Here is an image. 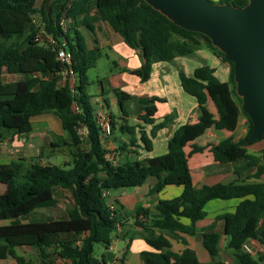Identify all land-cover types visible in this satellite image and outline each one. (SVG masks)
<instances>
[{"label":"trees","instance_id":"16d2710c","mask_svg":"<svg viewBox=\"0 0 264 264\" xmlns=\"http://www.w3.org/2000/svg\"><path fill=\"white\" fill-rule=\"evenodd\" d=\"M45 1L38 6L37 0H0V75L5 72L22 77L0 82V142L7 132L31 133L32 118L53 114L68 134V142L52 144L53 147L66 146L74 151L71 162L63 167L40 163L41 154L28 165L23 160L0 164V184L5 186L0 194V260L11 258L15 264H57L59 260L68 264H107L105 256H94V246L101 243L107 251L121 220L106 194L141 187L148 178H154L149 195L159 194L169 186L179 187L181 192L172 199L158 200L152 209L136 208L134 224L151 248L140 253L142 264H200L187 241L197 237L212 258L219 255V242L225 237L226 248L233 251L239 264H259L260 258L244 254L241 246L249 239L264 246L258 237L264 227V147L257 153L250 152L253 145L264 142V136L248 141L252 123L236 95L232 63L206 36L176 26L143 0H133L128 5L125 0H54L48 11ZM209 1L233 7H243L248 2ZM62 20L66 21L64 28ZM97 22L107 23L127 47L139 50L142 65L129 73L142 83L149 80L153 64L169 63L202 48L228 66L227 82L216 78L214 69L206 64L191 76L180 69L178 76L182 89L201 104L206 98L212 100L219 115L218 127L233 132L239 119H245L244 137H230L211 148L215 162L237 164L236 180L200 189L193 186L184 147L216 124L207 114L197 123L178 127L163 155L118 164L108 158L111 153L102 144L96 108L86 92L87 72L95 67L99 52L87 48L80 31L82 27L94 31ZM47 36L55 40L56 47L47 44ZM62 42L71 54L74 85L60 83L65 65L56 60L55 51ZM114 93L125 115L121 94ZM161 101L158 97L140 98L142 113L136 118L137 124L123 118L118 122L110 116V135L118 132L128 137L116 152L128 151L137 142L151 151L152 139L171 120L165 118L155 124V103ZM143 124L152 126L149 133L143 130ZM82 127L87 130L85 147L78 134ZM58 189L69 191L71 206L57 218L37 217L38 212L58 206ZM214 200L238 203L233 212L215 219L222 222L221 233L215 230V223L198 231L196 224L207 217L205 206ZM5 221L9 223L3 224ZM171 240L181 243L183 249L174 250ZM18 248L35 249L37 262L18 255Z\"/></svg>","mask_w":264,"mask_h":264},{"label":"crops","instance_id":"0c3cea01","mask_svg":"<svg viewBox=\"0 0 264 264\" xmlns=\"http://www.w3.org/2000/svg\"><path fill=\"white\" fill-rule=\"evenodd\" d=\"M80 31L83 34L88 49H97L99 55L100 50L107 49L116 57V60H113V71L111 70L110 75L103 79L105 80V82H100V93L101 95L105 93V89L103 87L105 84L107 86V89L113 91L117 102V97L114 91H118L121 94L125 115L121 113L118 102V109L114 114L104 113L102 111V108L104 105H107V101L103 95L101 101L96 102V105L94 104L97 111H102L108 118H110V116L116 118L118 122H120L119 118H123L128 120L129 124H137L136 118L139 114L142 113L138 100L143 97H158L163 101L155 103L156 111L153 116L155 124L164 121L165 118H171L167 126L159 130L156 134V137L152 139V149L150 152H147L140 142H137L136 147H128V151L116 152L117 147L120 146L123 142L127 143L128 138L115 133L111 134L105 139L102 138V144L105 149L110 151L114 163H124L125 161L135 162L144 158H152L165 154L167 151L168 140L178 127L186 124L197 123L207 114L216 124L212 125L201 136L188 143L184 147V152L187 157L193 186L196 189H200L205 185L215 184L208 183V178L211 175L208 171V168L215 165L220 166L221 164L215 162L211 148L212 146L218 145L228 138L233 137L234 132H237L236 139L244 137L247 133L246 121L244 118H240L238 125L233 132H229L218 127L217 123L219 122V115L212 100L210 98H206L205 102L201 104L195 97L187 94L181 87L178 71L180 69L184 70L187 76H191L194 70L200 67V65H194L193 59L198 58L203 62H210L208 66L214 69L215 77L218 78L221 82H227L229 73L228 66L219 58H217L211 51L206 48H202L192 55L186 57H177L169 63L159 62L153 64L149 80L142 83L140 82L138 77L129 73V71L139 69L142 65V59L139 50H133L127 47L123 43L122 38L116 32H114L107 23H95L94 31L92 32L86 30L83 27L80 29ZM2 76L7 77V81L2 82L0 80V82L2 83L14 82L22 78L20 75H12L5 72L0 75V77ZM150 80L153 83L157 82L158 85L162 86L164 83L165 87H163V92L164 94L166 93L167 97L162 98L159 97V95L156 96L153 94L152 89H147V87L144 85L148 84ZM170 95L171 97L169 98ZM184 95L190 98H185ZM41 116L42 117L39 119V122L43 123L46 126V129L50 130L51 132L53 131L52 128L57 129L55 131L56 133L54 134L58 135L61 139L59 141H52L51 139H45L44 135L33 136L31 133L21 135L13 132H7L5 133V138L0 142V164L22 160L21 157H18L17 160H8L12 159L13 157H17V153H19L20 151H22L23 153L25 152L30 153V155H34V153L38 152V149L41 147V144L44 140H47L51 148L58 149L62 146L53 147V145L58 146L62 141L68 142V134L63 131L60 121L56 116H54L53 114H44ZM141 126L146 133H149L152 127L151 125L144 124ZM17 136L22 137L20 138V140L22 141V145L24 144V146L27 147L24 148L23 146L17 145ZM4 141L10 143L9 148L11 149V155L13 156L8 157L5 155L6 150L8 151V149L7 146L3 148ZM199 141L201 143H198ZM27 142H31V144L26 145ZM157 142H159V146L161 147L159 148V151L162 153L156 155L155 151L158 152L156 148ZM21 147H23V149H21ZM263 147L264 142H259L253 145L251 149L257 151ZM34 148H36V150ZM30 158H32V156ZM44 163H48V160H44ZM225 166L232 165L226 164ZM234 172L235 168H224L221 171L220 176L222 177V180L224 178H230V182H233L237 178ZM229 173H232V177L229 176ZM155 182L156 181L153 180L152 184L146 187L145 182L141 187H136L131 192L120 189L117 190V194L115 195H112V192L109 193V197L113 207H115V204L119 205L120 207L121 223L117 226L116 232L112 235V249H108L107 251L105 250L106 261L109 262L111 260H116L119 264H124L125 255L129 251V249L132 251L133 244L135 245L133 255L135 256V259H137L136 264H142L140 253L144 251H151V248L147 246L142 238L140 232L141 229L136 227L134 224V214L136 208L138 206H142L148 209H152L158 200L172 199L174 197H177L181 192V189L179 187L169 186L165 187L159 194L149 195V189L154 186ZM219 183L224 182L221 181ZM237 203V200H214L207 203V205L205 206V210L208 212V215L204 220L196 224L197 230L200 231L208 225L215 223V230L221 233L222 222L216 221L215 219L222 214L233 212ZM130 233L132 234L131 239L127 240L126 237ZM119 240L125 241V249H123L121 253V261H119V258L114 253L117 247V242ZM171 241L174 250L180 251L183 249L184 246L181 245V243H178V241L176 240ZM187 241L189 247L193 250L195 246H201L198 239L197 242H195L193 238H187ZM145 246H147L148 248H145ZM57 264L68 263L66 261L59 260L57 261ZM127 264H130L129 260L127 261Z\"/></svg>","mask_w":264,"mask_h":264},{"label":"water","instance_id":"95a60500","mask_svg":"<svg viewBox=\"0 0 264 264\" xmlns=\"http://www.w3.org/2000/svg\"><path fill=\"white\" fill-rule=\"evenodd\" d=\"M52 1H45L46 11ZM143 1L176 26L206 36L232 63L235 92L252 123L248 141L264 136V0H248L243 7L209 0ZM258 237L264 241V227Z\"/></svg>","mask_w":264,"mask_h":264},{"label":"rangeland","instance_id":"374dc122","mask_svg":"<svg viewBox=\"0 0 264 264\" xmlns=\"http://www.w3.org/2000/svg\"><path fill=\"white\" fill-rule=\"evenodd\" d=\"M41 2H42V0H38L37 1V5L39 6L41 4ZM86 34H88V33H86ZM113 60H116V57L114 56V54H112L107 49H102V50H100V55H98L95 67L87 72L89 85L86 88V92L91 97V102H92L93 105L96 102H100L101 98H102V95H103L105 97L106 101H107V105L103 106L102 111L104 113H108V114H114L117 111V109H118L117 102H116L115 96L113 94V91H111L110 89H107V86L105 84L103 86L104 89H105L104 90L105 93L101 95V93H100V82L101 81L105 82V80H103V79H105L107 76L110 75V71L113 69ZM193 60H194V65H196V66H198V65L201 66V65H204V64H206V65L210 64V62H203L202 60H200L198 58L197 59H193ZM197 60H198V62H197ZM183 72H184V70H183ZM0 80L2 82L7 81V77L6 76H2V77H0ZM144 86H146L147 89H149V90L152 89L153 90V94L156 95V96L159 95V97H162V98L167 97L166 93L164 94V92H163V87H165L164 83H163V86H162V85H158L157 82L153 83L150 80L148 82V84H146ZM159 88H160V91H159ZM170 97H171V95L169 96V98ZM185 98H190V97H188V96L186 97L185 96ZM102 111H100V112L97 111V110L95 111V115H96V118H97L98 125L100 124V121H99L100 116H99V114H104ZM41 117L42 116H37V117L32 118L31 123H32L33 130L31 132V134L33 136L44 135L45 139H51L52 141H59L61 138L58 135L54 134V133H56L55 131L57 129L52 128V130H53L52 132L53 133L50 130L46 129V126L43 123L39 122V119ZM83 130H86V128L82 127L81 129H79L78 134H79L80 138L83 141V147H85L84 139L87 137V130H86V133H83ZM115 134H119V133L115 132ZM236 135H237V132H234V134H233V138L234 139L237 138ZM8 137H9V135H8ZM107 137H109V136H107ZM107 137H103V139H105ZM123 137L128 138L127 136H123ZM20 138H22V137H20V136L18 137L17 136V139H16L17 140V145L23 146L24 148L27 147V146H24V144L22 145V141L20 140ZM159 142H161V141H159ZM159 142L156 143V146H157L156 148L158 150V152L155 151L156 155L162 153V152L159 151L160 150L159 148H161L159 146ZM198 143H201V142L199 141ZM28 144H31V142L30 143L29 142L26 143V145H28ZM9 145H10V143H7L6 141H4L3 148L7 146L8 151L6 150L5 155L8 156V157L9 156H13V155H11L12 152L10 151L11 149L9 148L10 147ZM23 147H21V149H23ZM34 149L36 150V148H34ZM72 151H74V150H72V149H70V148H68L66 146L65 147L62 146L59 149L58 148H51L49 146L47 140H44L42 142V144H41V147L38 149V152L34 153V155H36V156L30 155V153H25V152L23 153L22 151H20L19 153H17V157H13L12 159H8V160H17L18 157H21L22 160H23V163L28 165V164L33 163L34 161H36L34 159V157H37L39 154H41L43 156V158L41 160H38V161H40V163H44V160H48V163H50L52 165H57V166L63 167L65 163L71 162V160H72V157H71ZM250 152L251 153H257V151L252 150V149L250 150ZM31 156H32V158H30ZM111 158H112V155L109 154V159H111ZM191 164H192V162H191ZM236 165L237 164H233L232 166L215 165L213 167L208 168V171L211 174L209 176V178H208V183H219L221 181H223L224 183L230 182L231 181L230 178H224L222 180V177L220 176L221 171L224 168L231 169V168L237 167ZM229 176L232 177V173H229ZM153 180H155V179L154 178H148L146 183H145V187L148 186V185H151ZM263 181H264V179H263ZM133 189L134 188H127V189H122V190H126L127 192H131ZM4 191H5V186L0 184V194L3 193ZM115 194H117V191H112V195H115ZM56 197L58 198V201H59L58 206L55 209H52V210H44V211L38 212V214H36V215H38L37 217H40L41 215H44V216H49L50 215V216H54L55 218H57L59 215H61L63 213V211L65 209H67L68 207L71 206L72 201H71V196H70L69 191L58 189ZM107 198H108L109 204L112 205V202L110 200L109 194L107 195ZM115 207H116L115 210L117 212V215L119 216V218H121L120 217L121 210H120L119 205L115 204ZM206 213L208 215L207 211H206ZM23 221L26 222V221H29V219H25ZM8 223H9V221L3 222V224H8ZM131 236H132L131 233L128 234L126 239L130 240ZM197 239H198V237L195 238L194 241L197 242ZM124 242L125 241H123V240H119L117 242V247H116L115 252H114L115 255L119 258V261H121V259H122V254L121 253H122L123 249H125ZM134 246L135 245L133 244L132 245L133 249L131 248L132 251L129 249V251L125 255L124 264H127L128 260H129L130 264H136L137 259H135V256L133 255V250H135ZM147 246H145V248H148ZM219 249H220L219 255L217 257H214V258H212L201 246H195L194 247V252L196 253V255L198 257L200 264H218L219 262L222 263V264H239L238 261L236 260V258L233 255V251L226 248L225 237L222 238L221 241L219 242ZM16 252H17L18 255L23 256L26 259H30L32 261L37 262V259H36L37 251L35 249H32V248H18V249H16ZM105 255L106 254H105V249H104L103 244H101V243L95 244V246H94V256L97 259H101V257L105 256ZM0 264H15V262H14L13 259L8 258V259H5V260H0ZM259 264H261V262H259Z\"/></svg>","mask_w":264,"mask_h":264},{"label":"built area","instance_id":"2783aa9c","mask_svg":"<svg viewBox=\"0 0 264 264\" xmlns=\"http://www.w3.org/2000/svg\"><path fill=\"white\" fill-rule=\"evenodd\" d=\"M65 24H66L65 20H62L60 22V25L63 28L65 27ZM46 40L48 45L56 47V42L51 36H47ZM55 55H56V60L65 65V68L60 72L61 85L64 86L69 82L70 84L74 85L76 81V76L70 67L71 54L65 49V42H62L61 47H58V49H56ZM71 92L74 94L75 90L72 88ZM99 116H100V118L98 117L100 121L99 126L102 130V135L103 137H107L110 135V131H111L109 118L105 114H99ZM83 133H86V130H83ZM108 194L109 193H107L106 195ZM111 208H113V205H111ZM109 249H112L111 245ZM241 250L244 254H247L251 257H259L260 262L264 264V246L261 243H259L257 240L249 239L245 241L241 246ZM107 264H119V263L116 260H111Z\"/></svg>","mask_w":264,"mask_h":264}]
</instances>
